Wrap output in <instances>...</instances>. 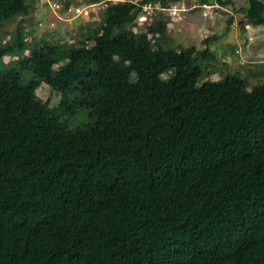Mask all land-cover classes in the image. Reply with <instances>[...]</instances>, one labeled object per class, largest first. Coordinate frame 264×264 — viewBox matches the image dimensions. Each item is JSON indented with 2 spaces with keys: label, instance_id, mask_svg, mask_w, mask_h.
Masks as SVG:
<instances>
[{
  "label": "trees",
  "instance_id": "1",
  "mask_svg": "<svg viewBox=\"0 0 264 264\" xmlns=\"http://www.w3.org/2000/svg\"><path fill=\"white\" fill-rule=\"evenodd\" d=\"M28 1L0 0V26ZM177 1L108 2L73 43L22 57L21 29L0 40V63L32 73L0 69V264H264V83H200L218 35L153 50L162 27L133 30L143 6ZM239 11L264 24V1ZM77 110L94 118L61 127Z\"/></svg>",
  "mask_w": 264,
  "mask_h": 264
},
{
  "label": "rangeland",
  "instance_id": "2",
  "mask_svg": "<svg viewBox=\"0 0 264 264\" xmlns=\"http://www.w3.org/2000/svg\"><path fill=\"white\" fill-rule=\"evenodd\" d=\"M115 1L117 0H29L26 15H16L2 23L0 40L6 46H13L18 29H21L24 37L21 46L23 48L19 50L20 53L17 52L21 57L26 56V52L31 50L38 40L71 44L77 39L80 31L95 27L103 16L106 4ZM246 3L247 0H230V3L221 6L215 0L201 5L196 0H181L170 2L167 7L148 4L143 6L142 14L133 30L138 31L154 22L157 27L161 26L160 36H151L153 50L157 48L158 43L175 49L189 45L202 49V40L205 37L218 35L219 38L209 44L215 59L209 65L203 66V78L200 83L207 81L213 84L228 73L237 72L245 80L247 88L252 89L264 83V24L241 25L244 14L239 8ZM176 55L174 53V56ZM16 59L4 56L0 69L14 67L21 79L26 81L32 73L29 67L26 68V63H19ZM59 66L60 63H54L53 70ZM89 86L88 90L84 89V94L89 97L106 90L94 84ZM36 94L49 104H56L60 100V96L45 83H41ZM93 118L92 115H87L86 110H77L73 114L63 115L60 126L79 128L78 125Z\"/></svg>",
  "mask_w": 264,
  "mask_h": 264
},
{
  "label": "built area",
  "instance_id": "3",
  "mask_svg": "<svg viewBox=\"0 0 264 264\" xmlns=\"http://www.w3.org/2000/svg\"><path fill=\"white\" fill-rule=\"evenodd\" d=\"M48 1V0H47Z\"/></svg>",
  "mask_w": 264,
  "mask_h": 264
}]
</instances>
